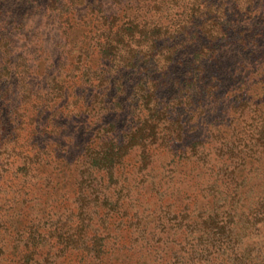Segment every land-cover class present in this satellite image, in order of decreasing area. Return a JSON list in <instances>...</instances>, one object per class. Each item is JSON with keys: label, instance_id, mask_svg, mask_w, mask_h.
<instances>
[{"label": "rangeland", "instance_id": "1", "mask_svg": "<svg viewBox=\"0 0 264 264\" xmlns=\"http://www.w3.org/2000/svg\"><path fill=\"white\" fill-rule=\"evenodd\" d=\"M51 1L0 0V33L24 50L5 62L0 48V264H264V0L239 15L251 45L149 70L171 113L133 146L132 120L148 117L137 84L152 78L138 71L152 64L109 76L94 41L100 3L113 7L53 0L73 12L55 32ZM165 120L185 125L166 139Z\"/></svg>", "mask_w": 264, "mask_h": 264}, {"label": "trees", "instance_id": "2", "mask_svg": "<svg viewBox=\"0 0 264 264\" xmlns=\"http://www.w3.org/2000/svg\"><path fill=\"white\" fill-rule=\"evenodd\" d=\"M54 2L51 1L48 9L50 8V12L53 13L50 20L52 19V22L58 23V26H55V28L53 26L51 29L58 32L61 27H66L71 22L67 20V24H63L62 17L66 16L65 14L71 15L73 12L69 10V8H72L70 6L61 9L55 6L52 10L51 5ZM107 2L108 7L114 9L112 8L109 14H104L106 10L101 9L104 5L100 3L97 12L99 23L95 34L97 39L94 44L100 57L104 56L113 61L109 76L114 75L113 71L117 72L116 74L131 71L140 60V63L152 64L148 68L142 64V70L138 71L142 73V77L148 75L151 78L152 73H148L150 69L153 70V73L160 71L161 68L169 69L178 52H185L190 49L195 57H200L204 53L208 59H219V56L216 57L214 53L219 46H222V43L243 44L245 48V46L251 45L254 38L249 35V31L245 32V28L243 29L238 24L243 19L239 15H245L250 10L253 0H126L125 2L123 0H107ZM2 35L4 34L0 33V48L7 56L5 59V62H7L8 57L13 53L12 49L17 50L20 48H18V44H12V37L9 36V33ZM34 36H37V34ZM44 50L46 52V48ZM22 51L24 50L17 51V53L19 52L18 59H21L20 56L24 53ZM32 52L33 55L31 56L37 54L42 58L43 53L41 51ZM26 60L23 57L21 63L25 64L23 61ZM43 60H45L44 55ZM21 63L17 64L16 62L15 64L18 66L16 68L20 69L18 74L22 80V76L23 79L28 76L29 67L26 64V66L21 67ZM0 68H4V66ZM14 72L17 74V70H14ZM113 81L116 80L113 79ZM137 85L140 87L136 91L137 95L134 101L136 107L133 110H138L140 113L144 111L148 117L143 118L139 115L136 120H132L134 121V129L129 133L126 146L145 145L146 139L155 138L157 131L155 125L157 127L158 124L156 120L155 125L152 123L154 121L153 117L157 119L164 114L168 117L171 113L168 108L161 107L158 99L153 95L156 76L152 77L148 83L140 80ZM176 99L182 102V98L176 97ZM189 103L190 101L187 100L183 104L188 105ZM165 121L168 123L165 129L166 139L172 138V134L175 133H177L176 136L179 135L180 130L185 125V122L179 120L176 123L170 120ZM176 124L180 127L179 130L176 129ZM147 128L150 132L148 135L145 133ZM18 132L20 133V130L15 134L17 137ZM103 142L102 145L109 143L107 146L113 144L124 145L123 140L119 139L115 141L104 140ZM105 155L112 160L118 157L117 152L112 150ZM101 161L99 163L100 167L111 173L112 162H108V160Z\"/></svg>", "mask_w": 264, "mask_h": 264}]
</instances>
